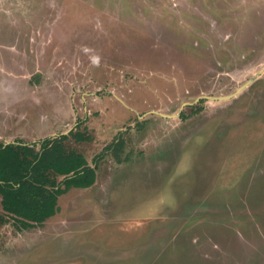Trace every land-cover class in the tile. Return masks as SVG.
<instances>
[{"label": "rangeland", "instance_id": "rangeland-1", "mask_svg": "<svg viewBox=\"0 0 264 264\" xmlns=\"http://www.w3.org/2000/svg\"><path fill=\"white\" fill-rule=\"evenodd\" d=\"M263 68L264 0H0V141L85 120L97 169L34 228L0 204V264H264V71L196 100Z\"/></svg>", "mask_w": 264, "mask_h": 264}, {"label": "trees", "instance_id": "trees-1", "mask_svg": "<svg viewBox=\"0 0 264 264\" xmlns=\"http://www.w3.org/2000/svg\"><path fill=\"white\" fill-rule=\"evenodd\" d=\"M85 123L39 142L0 141V204L20 228L31 229L54 218L60 211V196L96 183V167L69 144L70 139L77 143L94 139ZM113 144V151L122 150L121 139Z\"/></svg>", "mask_w": 264, "mask_h": 264}, {"label": "water", "instance_id": "water-1", "mask_svg": "<svg viewBox=\"0 0 264 264\" xmlns=\"http://www.w3.org/2000/svg\"><path fill=\"white\" fill-rule=\"evenodd\" d=\"M264 71V68L258 72L257 74H255L253 77H251L247 82H245L243 85H241L238 89H236L234 92L228 94V95H221V96H216V95H206V96H200L198 97L196 100H199L201 99L202 97L204 98H207V99H211V100H227V99H230L232 97H234L235 95H237L240 91L244 90L248 85H250L257 77L260 76V74ZM185 104H188V103H185ZM184 104V105H185ZM182 110V107L181 109ZM154 113H158L162 116H166V117H173V116H176L177 114L179 115V113H176V114H166V113H162V112H159V111H153ZM73 128H70L69 130L63 132L62 134H68L70 133V131L72 130ZM9 143H6L5 145H7Z\"/></svg>", "mask_w": 264, "mask_h": 264}, {"label": "flooded vegetation", "instance_id": "flooded-vegetation-1", "mask_svg": "<svg viewBox=\"0 0 264 264\" xmlns=\"http://www.w3.org/2000/svg\"><path fill=\"white\" fill-rule=\"evenodd\" d=\"M84 121H85V120H84ZM78 124H79V123H77V124L75 125V127H76ZM75 127H72V128L74 129ZM73 129H72V130H73ZM56 136H57V135H56Z\"/></svg>", "mask_w": 264, "mask_h": 264}, {"label": "crops", "instance_id": "crops-1", "mask_svg": "<svg viewBox=\"0 0 264 264\" xmlns=\"http://www.w3.org/2000/svg\"><path fill=\"white\" fill-rule=\"evenodd\" d=\"M64 132V131H63ZM63 132H61V134L63 133ZM2 141V140H1ZM35 142V141H34ZM5 143V142H4ZM8 143H11V142H8ZM6 144V143H5ZM25 144H27V143H25Z\"/></svg>", "mask_w": 264, "mask_h": 264}]
</instances>
